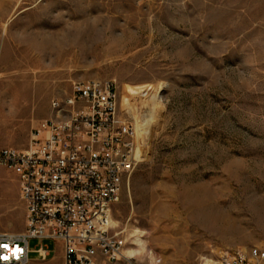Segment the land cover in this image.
<instances>
[{"label":"rangeland","instance_id":"1","mask_svg":"<svg viewBox=\"0 0 264 264\" xmlns=\"http://www.w3.org/2000/svg\"><path fill=\"white\" fill-rule=\"evenodd\" d=\"M0 6V148L28 149L74 82L112 80L121 112L149 131L111 211L127 249L133 229L144 233L148 249L136 260L204 264L264 250V0ZM218 218L238 232H220ZM25 228L16 176L2 171L0 231ZM40 245L30 242L29 264H64L61 243L44 242L48 261L34 253Z\"/></svg>","mask_w":264,"mask_h":264},{"label":"built area","instance_id":"2","mask_svg":"<svg viewBox=\"0 0 264 264\" xmlns=\"http://www.w3.org/2000/svg\"><path fill=\"white\" fill-rule=\"evenodd\" d=\"M51 109L28 149L0 148V173L16 176L26 211L23 232L0 231V264H29L32 240L41 242L34 253L42 261L52 256L44 242L54 241L62 244L64 264H142L125 253L127 239L109 223L125 179L143 161L146 124L141 128L121 112L112 80L76 81ZM204 264H264V250L226 253Z\"/></svg>","mask_w":264,"mask_h":264},{"label":"bare ground","instance_id":"3","mask_svg":"<svg viewBox=\"0 0 264 264\" xmlns=\"http://www.w3.org/2000/svg\"><path fill=\"white\" fill-rule=\"evenodd\" d=\"M1 7V6H0ZM45 44H50L48 43L47 41L45 42ZM52 45H55L54 42L51 43ZM210 208L209 204H205L203 205L202 209H208ZM202 215L203 216H207V215H211V213H207V212H204L202 211ZM112 227H117V222L111 217L110 218V223H109ZM216 227L218 228V230L220 232H223V233H237L238 232V228H236L230 220L228 219H217V225ZM131 239H134V241L132 242L133 246H135L134 248H129L126 250V254L131 257V258H136L138 256H141L143 254L146 253L147 251V246H146V241L144 240V233L141 232L140 230L138 229H133L131 231V234L129 235ZM152 255V254H151ZM152 257V256H151ZM151 262L153 263V258L151 260Z\"/></svg>","mask_w":264,"mask_h":264}]
</instances>
